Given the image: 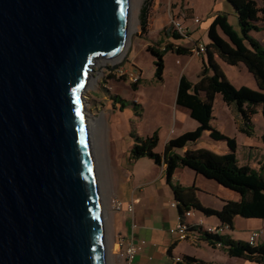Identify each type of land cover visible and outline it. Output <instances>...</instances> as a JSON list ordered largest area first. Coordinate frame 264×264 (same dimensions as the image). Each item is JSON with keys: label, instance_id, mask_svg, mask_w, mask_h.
Listing matches in <instances>:
<instances>
[{"label": "water", "instance_id": "95a60500", "mask_svg": "<svg viewBox=\"0 0 264 264\" xmlns=\"http://www.w3.org/2000/svg\"><path fill=\"white\" fill-rule=\"evenodd\" d=\"M130 19V0H0V264H106L84 93Z\"/></svg>", "mask_w": 264, "mask_h": 264}, {"label": "trees", "instance_id": "16d2710c", "mask_svg": "<svg viewBox=\"0 0 264 264\" xmlns=\"http://www.w3.org/2000/svg\"><path fill=\"white\" fill-rule=\"evenodd\" d=\"M235 9L241 27V34L234 30L227 15L219 14L209 27L207 44V62L203 63L198 81L193 83L185 75L179 82L177 100L178 106L190 110L191 117L199 123L194 131L186 132L170 139L162 154L155 150L159 145V134L154 132L148 137L133 135L134 145L130 152L133 162L148 157L158 165L165 166L167 183L174 192L179 215L190 210L201 212L207 217L216 216L220 223L230 225L233 229L234 218L242 216L249 219L264 220V164L260 171L239 164L237 157L238 144L235 138L226 136L212 126L214 119V103L216 95L220 94L227 105H234L241 115L240 131L248 136L254 134L253 117L259 109L264 117V47L251 33L259 32V22H264V0H227ZM154 0H144L140 9L141 29L146 32L150 10ZM169 38L182 39L176 32L165 31ZM156 58V78L162 80L165 71L164 57L169 52L178 55H189L190 50L184 46L167 44L164 49L149 47ZM217 55L231 66L244 64L253 75L259 90L247 86L236 87L226 77L215 59ZM133 86L137 88V83ZM114 103L125 101L118 96L113 97ZM204 132H209L212 139L225 141L229 153L219 155L209 150H187L183 155L177 150L199 141ZM264 139V135H263ZM190 168L207 179L214 180L223 187L241 195L240 201H227L222 210L205 207L197 197L195 186H183L173 182L177 169ZM209 244L214 247L222 243V249L231 257L243 258L258 264H264V238L258 246L252 247L247 242L234 241L229 236L205 235ZM185 261L196 264L205 263L193 257L186 256Z\"/></svg>", "mask_w": 264, "mask_h": 264}, {"label": "crops", "instance_id": "0c3cea01", "mask_svg": "<svg viewBox=\"0 0 264 264\" xmlns=\"http://www.w3.org/2000/svg\"><path fill=\"white\" fill-rule=\"evenodd\" d=\"M171 1L173 0H169V3ZM186 1V6L192 8V12L195 15H200L204 18L202 22L195 25L192 18H186L185 15L180 16L178 13L179 6L173 9L174 11L170 16L171 18L183 20L185 25L190 28L192 38H194L195 33L200 29L201 25H204V27L209 30L210 25L219 14L227 15L229 22L231 23L232 10L230 12V10L225 7L224 0H213L212 5L209 8H206L203 12L201 9H197L196 5L191 3V0ZM161 4H163V0H154L153 2L154 12L158 15ZM255 39L264 47L262 40ZM170 40L174 45L181 44L180 46L184 47H187L188 45V42L184 39L175 40L174 38H170ZM195 40L201 41L205 44H209L210 42L209 39L207 41H202L195 38ZM172 53L177 56L178 59H181L180 57L185 59V62L183 60L181 62H184L183 65L185 66L180 68L179 77L181 78L182 75H185L191 82H197L203 63L207 62V55H204L201 58L193 57L192 59H187V55ZM215 59L226 77L232 84H234V80H232L225 71L227 63L222 61L217 55H215ZM192 60H196L199 66L196 80H192L186 74V67ZM164 62L166 69L167 64L165 57ZM243 66L247 69L244 64H239L233 66V71L237 70L238 76H242L244 75V69H242ZM233 79H236V77ZM242 86H247L254 90L258 89L254 77L251 79L250 84H240L236 87ZM178 87L176 89L175 86L174 93L172 94L174 108L173 132L169 139L162 143L163 151L170 139L178 137L186 132L194 131L199 126V123L191 117L189 109L177 105ZM221 100H223L222 96L220 94L216 95L214 108L216 107V102H221ZM222 104L226 108L225 125L229 127V130L227 128V131L223 132L222 129L224 128L220 129L218 126L214 125V121L217 119L215 109L213 112L214 119L212 120V126L217 130L220 129L219 131L226 136L236 139L238 144L237 157L240 165L248 166L256 171H260L261 165L264 164L263 136H257L255 125L254 134L252 136L242 133L240 131L242 119L236 107L234 105H227L226 103ZM260 114L262 115V112L259 109L258 113L252 119L253 124H255V117ZM233 127L235 132L231 134L230 128ZM154 132H158L159 134V129L153 131L149 135H140L137 131H133L131 134V141L127 142H122L120 138H116L114 141L115 147L111 152L110 157H108L102 190L107 210L106 232L111 244V264H123L122 261L117 259L113 254L116 251L115 244L119 235L127 236L132 239L136 245H141L142 242L146 243L136 255L132 264H178L174 261V257L176 256L183 257L184 262L180 264H196L194 262H186V256L212 264H258L243 258L231 257L223 249L212 247L206 240L205 235H197L193 233L190 240L179 241L176 235L169 232V229L178 221L179 211L178 208L171 206L175 201V196L172 188L167 183L165 166L156 164L154 160L148 157H143L135 162H133L130 157V152L134 145L133 134L145 138L151 136ZM239 135H241L242 143L245 144L243 145L245 151L242 158L239 157V149L241 146ZM202 139H207L209 143L202 144ZM160 145L161 141H159L158 147ZM157 148L155 151L162 154L163 151H158ZM199 149L209 150L219 155L227 154L230 151L225 141L214 140L211 138L209 132H204L199 141L189 144L183 149L177 150V153L183 155L187 150ZM173 182L187 187L195 186L198 189V199L207 208L222 210L227 201L241 200V195L239 193L227 189L216 181L207 179L203 175L197 174L190 168L177 169L173 177ZM112 197L119 198L124 203L125 208L122 211H111L109 200ZM130 203L134 206V214L129 213L126 209V206ZM201 215L205 217L207 223H220L216 216L207 217L202 213ZM134 224L136 227H133ZM262 230L264 231L263 219H249L242 216H236L234 218L233 229L227 233V236L234 241L247 242L253 231Z\"/></svg>", "mask_w": 264, "mask_h": 264}, {"label": "rangeland", "instance_id": "374dc122", "mask_svg": "<svg viewBox=\"0 0 264 264\" xmlns=\"http://www.w3.org/2000/svg\"><path fill=\"white\" fill-rule=\"evenodd\" d=\"M131 1V19H130V35L129 41L122 55H119L113 61L98 60L97 65L94 66L90 84L86 89L84 96L86 101V111L88 117L93 119L95 123L94 130V145L96 146V158L98 162V170L101 184V197L102 208L105 212V229H106V205L103 198V178L106 171L108 157H110L115 144L116 138L121 141H131V134L137 131L140 135H149L153 131L159 129V138L161 145L157 148L158 151H163L162 143L165 142L172 135L173 121H174V108L172 102V94L174 93L179 83V70L185 65V59L180 57L178 59L172 52L165 56L167 67L164 71L162 80L156 78V58L149 51V47L154 49H164V47L172 43L170 38L167 37L165 31L173 32L171 25L172 18L170 14L173 9L179 6V15H185L186 18L199 17L201 22L203 17L195 15L192 8L187 7L186 0H163V4L159 7V15L154 12L153 5L150 10L147 31L141 29L140 22V9L143 0H130ZM225 1V7L232 10L231 24L234 30L241 34V27L238 15L233 6ZM213 0H191L197 9L202 12L212 5ZM176 3V4H175ZM261 5L262 2L259 0ZM261 30L259 32H252L251 36L262 40L264 44V22L258 23ZM195 38L202 41H207L208 29L201 25L200 29L195 33ZM178 44L176 46H179ZM188 46V45H187ZM187 59H192L191 54L187 55ZM203 55L196 57L201 58ZM180 60V61H179ZM182 60L184 61L183 63ZM179 61V62H177ZM122 63L128 69H134L140 73V80L134 82L128 76L119 77L116 73L110 71L113 65ZM242 64V63H241ZM225 71L234 80V85L250 84L253 79L252 74L243 66L244 69L242 76H238V71H233V66L226 64ZM199 72V66L196 60H192L186 67V74L192 79L196 80ZM184 73V71H183ZM236 77V79H233ZM137 83V88L133 86ZM239 88V87H238ZM259 90V88L257 89ZM118 96L122 101H125L124 107L121 103H114L113 97ZM225 102H216L215 112L217 119L214 125L222 129L223 132L229 130L226 126L225 114L226 108L223 106ZM101 120V122L99 121ZM257 136L261 137L264 134V118L257 115L254 120ZM219 129V130H220ZM233 134L234 127L230 128ZM135 134V132H134ZM133 134V135H134ZM241 143L239 149V157H243L245 149L243 148L241 135H239ZM202 144H208L207 139L201 140ZM106 231V230H105ZM264 236V234H263ZM110 240L106 232V264H111V250Z\"/></svg>", "mask_w": 264, "mask_h": 264}, {"label": "built area", "instance_id": "2783aa9c", "mask_svg": "<svg viewBox=\"0 0 264 264\" xmlns=\"http://www.w3.org/2000/svg\"><path fill=\"white\" fill-rule=\"evenodd\" d=\"M192 21L195 25L201 22L199 17H192ZM171 25L173 31L178 33L182 39L188 42L187 48L190 50L192 57H199L201 55H206L207 53V44L194 40L191 37L190 28L187 27L183 20L172 18ZM112 73H116L119 77L128 76L134 82L140 80V73L135 71L133 68L128 69L125 65H121L116 68ZM177 201H174L171 206L177 208ZM109 207L113 212H120L125 208L124 203L116 197H112L109 200ZM126 209L129 213L134 214L133 204H128ZM133 227H136L134 224ZM231 230L230 225L228 224H210L207 223L205 217L201 215V212L196 210H190L185 212L183 215H179L177 223L169 229V232L173 235H176L179 241H188L191 239L193 233L197 235H213V236H226L227 233ZM264 231H253L247 243L256 247L260 243ZM146 243L142 242L141 245H136L132 239L128 238L125 235H119L116 241V251L113 253L123 264H132L136 255L144 247ZM214 248L222 249V243L217 242ZM174 261L178 264L183 263L184 259L181 256L174 257Z\"/></svg>", "mask_w": 264, "mask_h": 264}, {"label": "bare ground", "instance_id": "6f19581e", "mask_svg": "<svg viewBox=\"0 0 264 264\" xmlns=\"http://www.w3.org/2000/svg\"><path fill=\"white\" fill-rule=\"evenodd\" d=\"M127 43L128 42H126V44H125V46H124V48H123V50L120 52V54H118L117 56H115V57H112L111 59L113 60H115V58H117L119 55H122L123 54V52H124V50H125V47L127 46ZM118 59V58H117ZM101 60V59H100ZM113 60V61H114ZM92 80V79H91ZM90 84V83H89ZM100 122H101V120H99ZM88 123H89V128H90V133H91V135H92V140H93V147H94V151H95V159H96V163H97V170L99 169L98 168V162H97V158H96V150H95V148H96V146L94 145V130H95V123H94V121H93V119H91L90 120V118L88 117ZM98 174H99V170H98ZM99 177V176H98ZM105 213V212H104Z\"/></svg>", "mask_w": 264, "mask_h": 264}]
</instances>
